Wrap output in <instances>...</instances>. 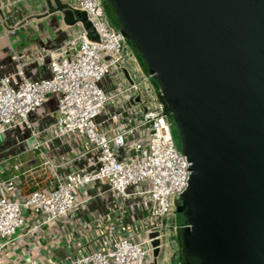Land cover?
Wrapping results in <instances>:
<instances>
[{
  "label": "built area",
  "instance_id": "1",
  "mask_svg": "<svg viewBox=\"0 0 264 264\" xmlns=\"http://www.w3.org/2000/svg\"><path fill=\"white\" fill-rule=\"evenodd\" d=\"M62 2L86 12L97 39L63 23L61 42L12 51L15 68L0 74V264H173L171 204L189 162L166 104L129 65L101 0ZM29 5L47 11L0 0L5 35L28 24Z\"/></svg>",
  "mask_w": 264,
  "mask_h": 264
},
{
  "label": "water",
  "instance_id": "2",
  "mask_svg": "<svg viewBox=\"0 0 264 264\" xmlns=\"http://www.w3.org/2000/svg\"><path fill=\"white\" fill-rule=\"evenodd\" d=\"M189 162L173 264H264V0H101ZM67 26L83 10L46 0ZM156 241L154 242V244ZM158 250H154L157 255Z\"/></svg>",
  "mask_w": 264,
  "mask_h": 264
},
{
  "label": "crops",
  "instance_id": "3",
  "mask_svg": "<svg viewBox=\"0 0 264 264\" xmlns=\"http://www.w3.org/2000/svg\"><path fill=\"white\" fill-rule=\"evenodd\" d=\"M25 18L28 19V24L21 29L16 36L5 35L4 31L0 28V74L6 73L15 68V63L11 59V52L18 50L20 53H28L37 47L45 48L61 42L66 36V29H62L58 26H54L51 22L48 26L51 27V33H46L42 30L39 19L41 18L39 13L32 12L30 5L24 9ZM20 15H18V18ZM48 27V28H49ZM24 35L19 36V35ZM34 35L36 37H34ZM12 37V38H11ZM34 37V38H33ZM27 38V39H26ZM34 71L33 75H29ZM26 73L29 76L36 74L34 66H28Z\"/></svg>",
  "mask_w": 264,
  "mask_h": 264
},
{
  "label": "rangeland",
  "instance_id": "4",
  "mask_svg": "<svg viewBox=\"0 0 264 264\" xmlns=\"http://www.w3.org/2000/svg\"><path fill=\"white\" fill-rule=\"evenodd\" d=\"M62 1H65V0H62ZM49 20H50L52 25L58 26V27H60L62 29L65 28L63 22L61 21L60 14L59 13H53V14H50L48 17H41L39 19L41 28L46 33H51L52 32V30L50 29L51 27L48 26ZM106 20H107V23L109 24V26L111 28L117 29V27L115 25V21L113 19H111L109 17V15H107V13H106ZM19 36L23 37L24 35L21 34ZM34 37H36V36L34 35ZM125 51L127 53V56L129 57L128 58L129 59V61H128L129 65L132 68L136 69L140 74H142V73L145 74V72H144L142 66L140 65L139 61L137 60L134 52L131 50V47H130L129 43L126 42V41H125ZM33 74H34V71L29 73V75H33ZM152 85H153L154 89L156 90L155 91L156 94H159L158 90L155 88L153 83H152ZM54 100H55L54 95H50L48 101L45 104L46 109L53 110L54 104H55ZM172 130H173L175 143H176L177 147L180 149L179 143L176 142L178 137H177L176 131L173 128V124H172ZM174 199H173V202L171 204V219H170V222L171 223L174 222L176 227H175V229L170 227L169 230L167 231L168 233H167V236H166L165 252H166V257H168V258H170L173 255V253L175 252V250L178 249V247H179L178 239H177V228L180 225V223L183 221V215L176 212V208H175V205H174Z\"/></svg>",
  "mask_w": 264,
  "mask_h": 264
},
{
  "label": "trees",
  "instance_id": "5",
  "mask_svg": "<svg viewBox=\"0 0 264 264\" xmlns=\"http://www.w3.org/2000/svg\"><path fill=\"white\" fill-rule=\"evenodd\" d=\"M103 5H104L105 12L107 13V15H109V17L115 21L113 15H112V12H111V10H110V8H109V6L106 5V4H103ZM135 56H136L137 60L139 61L140 65L142 66V68H143V70H144V72H145V67H144V65H143V63H142L140 57H139L137 54H135ZM151 82L154 84V86H155V88H156V85H155L154 81L151 80ZM156 89H157V88H156ZM169 118H170V117H169ZM170 121H171V119H170ZM171 123H172V122H171ZM177 239H178V244H179V237H178V234H177Z\"/></svg>",
  "mask_w": 264,
  "mask_h": 264
}]
</instances>
